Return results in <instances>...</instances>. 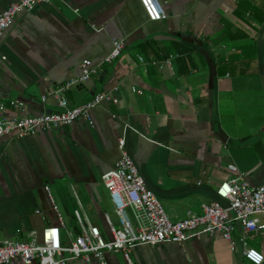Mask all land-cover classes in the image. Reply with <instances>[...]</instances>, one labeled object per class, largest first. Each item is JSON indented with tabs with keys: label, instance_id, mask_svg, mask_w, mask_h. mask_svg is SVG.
I'll list each match as a JSON object with an SVG mask.
<instances>
[{
	"label": "crops",
	"instance_id": "crops-1",
	"mask_svg": "<svg viewBox=\"0 0 264 264\" xmlns=\"http://www.w3.org/2000/svg\"><path fill=\"white\" fill-rule=\"evenodd\" d=\"M13 1L0 0V13ZM159 1L165 17L150 21L139 0H50L18 14L3 33L0 116L15 114L10 99L23 101L28 115L54 111L57 96L50 91L70 106L98 92L116 102L92 108V124L78 118L0 138V241H39L45 226L58 224L49 194L56 178L107 234L111 202L101 176L120 157L119 139L172 220L199 214L216 199L217 186L232 175L229 164L251 185L264 184V0ZM115 38L124 40L123 52L104 63ZM154 58L170 61L159 68L150 63ZM86 59L97 72L82 82ZM70 80L76 82L63 88ZM76 190L87 198L85 208ZM260 223L253 234L234 223L233 249L219 233H205L183 243L140 244L129 258L132 264H253L242 251L253 247L264 257V215ZM105 261L129 264L120 253L107 252Z\"/></svg>",
	"mask_w": 264,
	"mask_h": 264
},
{
	"label": "built area",
	"instance_id": "built-area-1",
	"mask_svg": "<svg viewBox=\"0 0 264 264\" xmlns=\"http://www.w3.org/2000/svg\"><path fill=\"white\" fill-rule=\"evenodd\" d=\"M48 1L50 0H15L9 3L0 13V42L3 33L18 14L28 12L39 3ZM139 2L148 20L157 21L165 17V10L159 0ZM124 47L123 39H113L112 47L103 62L110 63L118 58ZM139 60L143 62L144 58L139 56ZM169 61V58H154L150 63L162 68ZM96 72V66L86 59L82 62L78 80L87 81ZM74 82L76 81L70 80L63 88ZM132 91H136V88L132 87ZM138 92L141 93V90ZM49 93L57 96L58 109L40 115H28L23 101L10 99L8 104L15 114L0 116V138L5 135L23 138L39 129L52 130L71 124L78 118L92 124V108L103 101L116 102V98L111 94L98 92L91 100L70 106L65 96L57 94L58 91ZM4 108L5 104L0 103V110ZM123 144L124 140L119 139L120 157L114 167L101 176L117 218L115 222L108 212L104 213L107 234L75 208L73 214L77 232L66 230L63 234L65 224L58 215V224L45 226L41 230L39 241H0V264H65L77 259L89 261L90 258H96L101 264H106L107 252L120 253L132 264L129 252L140 244L183 243L201 234L219 233L230 242L233 249L234 223H239L245 232L251 234L263 228L260 216L264 215V184L251 185L233 164L227 165L232 175L215 190L217 198L203 203L201 213L172 220L158 197L146 185ZM45 189L48 191V186H45ZM53 208L56 210V206ZM242 253L253 264H260L264 259L262 253L253 247H244Z\"/></svg>",
	"mask_w": 264,
	"mask_h": 264
},
{
	"label": "rangeland",
	"instance_id": "rangeland-1",
	"mask_svg": "<svg viewBox=\"0 0 264 264\" xmlns=\"http://www.w3.org/2000/svg\"><path fill=\"white\" fill-rule=\"evenodd\" d=\"M52 185L53 186L50 188L51 190H49L50 191L49 194L54 198L57 205L56 207L58 208V211L61 214L63 221L65 223L66 228L62 229L63 234H65L67 229L77 232V224L75 222L73 212L74 209L78 207V205L76 204L74 199H72V197L70 196L69 190H66L67 188L65 187L64 180L56 178V180L53 182ZM55 190L59 192L64 202L61 201L60 197L59 198L57 197V193L55 192ZM76 191L78 192L81 201L84 203L83 206L85 208L86 207L85 205H87L86 204L87 198L85 197L84 194H81V192H79L78 190ZM106 210L110 214L112 220L117 222V218L113 213V210L111 209L109 204L106 205ZM98 225L101 227L100 223Z\"/></svg>",
	"mask_w": 264,
	"mask_h": 264
}]
</instances>
